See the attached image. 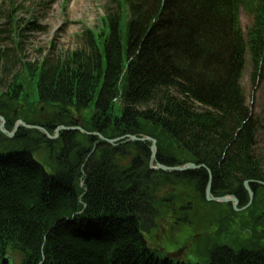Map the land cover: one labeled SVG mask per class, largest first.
<instances>
[{
	"label": "trees",
	"instance_id": "16d2710c",
	"mask_svg": "<svg viewBox=\"0 0 264 264\" xmlns=\"http://www.w3.org/2000/svg\"><path fill=\"white\" fill-rule=\"evenodd\" d=\"M16 2L0 0L5 130L83 132L0 133V264H264L260 121L241 87L246 61L253 85L264 72V0H109L100 33L33 63ZM131 136L155 140L153 166L206 169L150 170L151 143ZM206 170L212 197L241 209L248 182L251 205L207 202Z\"/></svg>",
	"mask_w": 264,
	"mask_h": 264
},
{
	"label": "rangeland",
	"instance_id": "374dc122",
	"mask_svg": "<svg viewBox=\"0 0 264 264\" xmlns=\"http://www.w3.org/2000/svg\"><path fill=\"white\" fill-rule=\"evenodd\" d=\"M108 2L109 0H17L14 7H20L14 14L18 24L26 26L28 23H32L33 26L28 28L24 35L23 49L26 61L40 62L49 52L54 55L72 52L79 47L80 36L85 30L96 34L100 33L102 30L101 18L106 14ZM3 8L8 10V4L5 3ZM249 25V17L244 12H240V26L244 36ZM241 87L252 116L260 121V132L256 143L258 151L264 154V72L261 79L253 85L251 83V67L246 61L241 77ZM119 107L117 105L115 115H119L117 110ZM201 211L199 209L197 212ZM192 212L195 211L192 210ZM188 219L192 224L190 227H194L191 219ZM194 219L202 221L204 213L195 215ZM193 229L194 232H197L195 236L200 238L201 233L198 229ZM248 235H250L249 232ZM158 248L161 254L172 249L169 244L162 241L158 243ZM183 250L176 254L173 253L169 257L180 261L185 254ZM12 264H18V260H14Z\"/></svg>",
	"mask_w": 264,
	"mask_h": 264
},
{
	"label": "water",
	"instance_id": "95a60500",
	"mask_svg": "<svg viewBox=\"0 0 264 264\" xmlns=\"http://www.w3.org/2000/svg\"><path fill=\"white\" fill-rule=\"evenodd\" d=\"M0 132L4 135H6L7 137L9 138H12L14 133L16 132V130L18 129L19 126H22L24 128H27V129H36V130H40L42 132H44L43 129H40L38 127H31V126H26L24 123L18 121L16 122L15 126H14V129L11 133H7L4 129H3V119L0 118ZM73 131V130H76L75 128H65V127H59L56 129L55 133H56V136L58 134L59 131ZM44 134L46 135V137L49 139V140H53L56 138L55 137H51L49 136L46 132H44ZM93 135V134H92ZM101 140L107 142L109 145H112L115 141H120L121 139H118V140H104L102 137H100ZM150 142L151 143V147H150V151H151V161H153L155 159V155H156V149H155V141L153 139H150V138H143V139H138V138H135V137H129L125 143H129V142ZM153 170H161L163 172H184V171H187V170H197V169H206L204 166H195L194 164H186L184 166H181V167H173V168H169V167H164V166H161L159 164L156 165L155 168H152ZM208 175H209V182L206 186V189H205V199L207 202H214V203H223V204H232V208L234 211H243L245 210L246 208H248L253 200V192L251 191V189L249 188V183L248 182H245L244 183V188L248 194V204L242 208V209H238V201L233 197V196H227V197H220V198H216V197H211L210 195V190H211V186H210V180H211V177H210V172L209 170H206ZM258 185H262L264 186V184L262 183H257ZM3 264H7V260H4L3 261Z\"/></svg>",
	"mask_w": 264,
	"mask_h": 264
}]
</instances>
